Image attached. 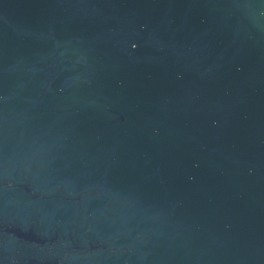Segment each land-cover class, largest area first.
<instances>
[{
    "label": "water",
    "instance_id": "95a60500",
    "mask_svg": "<svg viewBox=\"0 0 264 264\" xmlns=\"http://www.w3.org/2000/svg\"><path fill=\"white\" fill-rule=\"evenodd\" d=\"M0 264H264V0H0Z\"/></svg>",
    "mask_w": 264,
    "mask_h": 264
}]
</instances>
